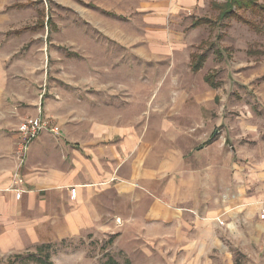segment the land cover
I'll return each instance as SVG.
<instances>
[{
  "label": "rangeland",
  "instance_id": "obj_1",
  "mask_svg": "<svg viewBox=\"0 0 264 264\" xmlns=\"http://www.w3.org/2000/svg\"><path fill=\"white\" fill-rule=\"evenodd\" d=\"M213 1L225 2L0 0V150L13 137L20 169L45 161L70 169L71 150L94 134L100 143L110 136L118 153L122 134L156 152L163 130L181 129L187 161L221 140L234 161L238 149L264 146V19L239 11L261 31L222 20ZM201 53L207 59L194 72ZM210 72L220 87L206 82ZM37 116L46 129L24 151L19 126ZM168 139L163 151L174 145ZM129 151L121 169L139 167ZM148 201L36 205L17 225H0V264H264V248L233 238L237 228L224 220L211 232L201 220L152 237L142 217Z\"/></svg>",
  "mask_w": 264,
  "mask_h": 264
},
{
  "label": "crops",
  "instance_id": "obj_2",
  "mask_svg": "<svg viewBox=\"0 0 264 264\" xmlns=\"http://www.w3.org/2000/svg\"><path fill=\"white\" fill-rule=\"evenodd\" d=\"M168 130H163L164 141H158L156 152L154 147L148 146L150 143H145L147 139H143L141 152L140 148H134L140 146L138 141L122 134L123 153L130 152L129 149L137 151L140 160L139 167H131L134 162L130 161L129 169L125 167V170L121 169V163L126 165V155L116 152L110 136L101 143L97 134L92 135L91 140L80 142L79 150H71L74 166L70 169L48 161L31 162L20 169L15 160L14 138L3 140L0 225H17L24 211L43 206L50 200L69 199L75 204L77 200L84 202L92 198L96 202L104 197L111 201L120 196L128 201L149 200L142 217L146 221L144 229L154 233V238L164 236L167 227L175 233L178 226H191L196 221L199 224L201 220L211 232L220 227L217 220L220 223L224 220L237 228L236 236L229 231L233 238L237 239L239 234L246 242L264 248V217H261L264 212V146L252 150L240 148L235 152L234 161L224 148L225 140H221L216 146L206 145L198 152L191 150L187 161L184 147L177 139L184 136V132L179 129L177 134L168 136ZM169 137L174 145L163 151ZM37 138L29 142L28 148ZM37 143L41 144L40 152L47 151L42 140ZM118 170L124 176L117 180ZM71 187L77 189L76 198L70 195ZM18 190L23 191L21 197H17ZM208 229L203 231L208 233Z\"/></svg>",
  "mask_w": 264,
  "mask_h": 264
},
{
  "label": "trees",
  "instance_id": "obj_3",
  "mask_svg": "<svg viewBox=\"0 0 264 264\" xmlns=\"http://www.w3.org/2000/svg\"><path fill=\"white\" fill-rule=\"evenodd\" d=\"M260 0H225V2L219 3L217 1L212 2V7L215 10H219V18H234L242 23H245L251 27H254L256 30L261 31V26L253 19L247 18L245 15L239 13L245 12L252 14L255 17L264 19V4L259 2ZM12 7V6H10ZM208 20H198L195 22L196 25H201L207 23ZM207 59L206 53L195 54L191 59V67L194 72H198L204 66V63ZM206 82L210 84L213 88L220 87L221 83L215 80V73L210 72L205 77ZM16 257H22L17 255ZM45 259V258H44ZM47 264H50L47 263ZM111 264H118L116 262H111Z\"/></svg>",
  "mask_w": 264,
  "mask_h": 264
},
{
  "label": "built area",
  "instance_id": "obj_4",
  "mask_svg": "<svg viewBox=\"0 0 264 264\" xmlns=\"http://www.w3.org/2000/svg\"><path fill=\"white\" fill-rule=\"evenodd\" d=\"M46 129L45 124L41 121V119L37 117H31L24 122H22L19 126V137L22 139V149L25 151L28 149V144L30 141L35 139L39 136V134ZM51 132H54L55 134H58L57 128H51ZM23 191L18 190L17 191V197H21ZM70 195L72 198H76L77 196V189L71 188ZM261 217H264V212L261 215Z\"/></svg>",
  "mask_w": 264,
  "mask_h": 264
}]
</instances>
